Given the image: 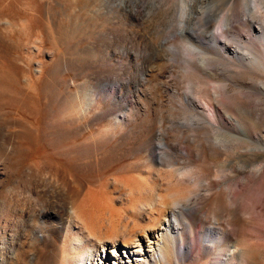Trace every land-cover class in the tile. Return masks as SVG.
I'll list each match as a JSON object with an SVG mask.
<instances>
[{
	"label": "rangeland",
	"instance_id": "374dc122",
	"mask_svg": "<svg viewBox=\"0 0 264 264\" xmlns=\"http://www.w3.org/2000/svg\"><path fill=\"white\" fill-rule=\"evenodd\" d=\"M164 206L178 264H264V0H0V264Z\"/></svg>",
	"mask_w": 264,
	"mask_h": 264
},
{
	"label": "bare ground",
	"instance_id": "6f19581e",
	"mask_svg": "<svg viewBox=\"0 0 264 264\" xmlns=\"http://www.w3.org/2000/svg\"><path fill=\"white\" fill-rule=\"evenodd\" d=\"M210 41L216 43L213 39ZM180 194H170L173 198L169 202L186 208L189 205L188 197ZM154 206L155 203L148 208L152 209ZM166 208L168 207H163L161 214L151 225L139 228L136 225L137 229L116 233L106 240H102L97 234L92 235L88 228L85 229L80 214L72 210V219L67 225L63 222V225H54L57 233H66L62 251L51 249L43 257L35 254L31 261L33 264H41L42 259L49 264H178L180 258L173 226L174 218L176 222L179 221L178 213ZM41 232L42 238L46 239V231L40 230ZM223 262L228 264V260L223 259Z\"/></svg>",
	"mask_w": 264,
	"mask_h": 264
}]
</instances>
